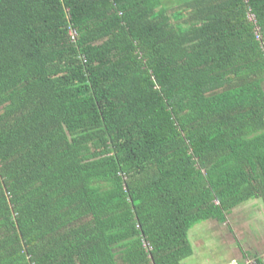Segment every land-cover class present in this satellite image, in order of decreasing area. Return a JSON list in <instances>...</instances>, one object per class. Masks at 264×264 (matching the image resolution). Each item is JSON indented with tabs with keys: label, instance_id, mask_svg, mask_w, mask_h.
Returning <instances> with one entry per match:
<instances>
[{
	"label": "trees",
	"instance_id": "trees-1",
	"mask_svg": "<svg viewBox=\"0 0 264 264\" xmlns=\"http://www.w3.org/2000/svg\"><path fill=\"white\" fill-rule=\"evenodd\" d=\"M251 199L264 0H0V264H180Z\"/></svg>",
	"mask_w": 264,
	"mask_h": 264
},
{
	"label": "rangeland",
	"instance_id": "rangeland-1",
	"mask_svg": "<svg viewBox=\"0 0 264 264\" xmlns=\"http://www.w3.org/2000/svg\"><path fill=\"white\" fill-rule=\"evenodd\" d=\"M253 204L264 207L261 199H251L235 207L224 224L214 220L196 224L188 231L193 253L180 264H218L221 260L232 257V250L239 244L245 245L247 239L261 235L264 217L257 222L260 210H252Z\"/></svg>",
	"mask_w": 264,
	"mask_h": 264
},
{
	"label": "crops",
	"instance_id": "crops-1",
	"mask_svg": "<svg viewBox=\"0 0 264 264\" xmlns=\"http://www.w3.org/2000/svg\"><path fill=\"white\" fill-rule=\"evenodd\" d=\"M251 208H253L252 210H260V212H258L259 216H257V222L260 219H263L264 207L258 204H253ZM245 223L248 224V222L246 221ZM262 229H263V232L261 233V235H258L257 237L252 236L253 237L252 239L251 238L247 239L245 245L239 244L238 247L234 248L235 251L232 250L233 251V255H231L232 257H230L229 259L221 260V262L218 264H226L234 259L238 261V264H244L243 259H245L246 257L256 259L258 264L259 263L264 264L263 263V260H264V227H262Z\"/></svg>",
	"mask_w": 264,
	"mask_h": 264
},
{
	"label": "built area",
	"instance_id": "built-area-1",
	"mask_svg": "<svg viewBox=\"0 0 264 264\" xmlns=\"http://www.w3.org/2000/svg\"><path fill=\"white\" fill-rule=\"evenodd\" d=\"M248 17H249L250 20H253L254 19V17H253L252 14H249ZM72 33L73 32H71V34ZM144 246H146V248H148V245L145 242H144ZM243 261H244V264H258L257 263V260L254 259V258H248V257H246L245 259H243ZM263 263H264V260H263ZM226 264H238V261L234 259V260H231L230 262H228Z\"/></svg>",
	"mask_w": 264,
	"mask_h": 264
}]
</instances>
